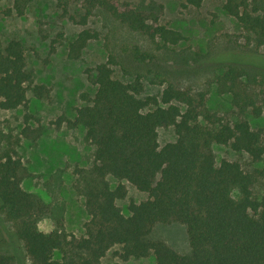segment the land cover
<instances>
[{
	"label": "trees",
	"instance_id": "1",
	"mask_svg": "<svg viewBox=\"0 0 264 264\" xmlns=\"http://www.w3.org/2000/svg\"><path fill=\"white\" fill-rule=\"evenodd\" d=\"M59 1L65 7L69 0ZM202 1L182 0L181 5L198 7ZM29 2L12 0L5 13L22 15ZM82 6L77 22L81 25L101 8L157 47L182 39L178 30L159 22L153 11L120 6L116 0H82ZM223 8L249 41L264 46V6L258 0H224ZM97 37L96 31H79L68 43V57L80 58L88 41ZM130 55L138 63L153 58L136 45ZM116 64L109 54L91 68L94 94H85L86 103L74 108L73 118L61 115L55 120L57 126L66 122L83 128L85 139L94 147L92 165L77 170L87 214L81 235L38 229L37 222L48 214L49 205L22 187L28 169L10 136L0 129V210L32 264H98L115 245L124 260L153 255L154 264H264V201L253 191L257 179L264 178V166L246 170L236 160L217 162L212 150L213 144H220L246 153L252 162L263 158L262 131L252 128L246 115L258 117L262 112L257 96H264V70L233 64L216 74V90L228 95L234 113L233 119H226L207 107L205 90L193 92L167 83L159 95L140 97L141 76L118 79L113 75ZM32 80L22 43L0 42V108L25 104ZM34 92L40 98L49 88L36 85ZM160 127H173L176 139L160 146ZM36 129L38 136L41 127ZM29 131L25 125L20 133L29 137ZM110 177L117 180L115 185ZM122 181L147 193L145 200L128 203L127 214L117 205L127 193ZM170 222L185 225L188 252L179 253L150 237L156 223ZM6 241L10 239L0 229V264H18L16 254L5 248Z\"/></svg>",
	"mask_w": 264,
	"mask_h": 264
},
{
	"label": "rangeland",
	"instance_id": "2",
	"mask_svg": "<svg viewBox=\"0 0 264 264\" xmlns=\"http://www.w3.org/2000/svg\"><path fill=\"white\" fill-rule=\"evenodd\" d=\"M120 6L153 11L159 22L178 30L182 39L174 45L157 47L143 34L128 29L101 8L79 22L83 14L82 0H69L65 7L59 0H30L22 15L5 13L12 0H0V42L19 40L25 51L26 68L33 75L28 86L25 104L15 109L0 108V129L10 136L18 155L26 165L29 176L22 187L38 194L49 205V212L37 222L43 232L55 228L79 236L87 220L83 197L77 181V170L89 168L94 147L85 139L81 127H69L66 122L57 126L55 120L63 115L73 118L74 108L86 103L85 94L92 96L96 89L93 71L96 64L109 54L117 60L114 77L131 81L139 74L143 82L140 97L159 95L167 83L193 92H208L206 105L226 119H233L229 97L216 90L214 77L226 66L239 65L246 70H264V46H255L237 20L223 8L224 0H203L198 7L181 5L182 0H116ZM264 6V0H258ZM87 28L98 33L88 41L78 59L68 57V43ZM138 46L152 54L151 61L138 63L130 55V48ZM158 75L159 77H156ZM161 75V76H160ZM163 78V83L157 82ZM45 85L47 95L37 97L34 86ZM262 107L258 117L246 115L252 128L262 131L264 144V96H257ZM29 126V137L21 129ZM41 127L37 136L36 128ZM36 136V137H35ZM34 137V138H33ZM176 139L173 127L158 128L160 146ZM215 160H236L246 170L264 166L263 158L252 162L243 152H235L226 145L213 144ZM112 185L117 180L109 178ZM125 198L117 205L127 214L130 201L139 202L147 193L137 190L127 181ZM254 194L264 201V178L253 186ZM0 229L10 239L5 242L9 253L16 254L18 264H32L23 243L10 233L13 226L0 210ZM152 239H159L179 253L189 251L186 227L179 222L156 223ZM120 247L112 246L98 264H154L153 255L124 260Z\"/></svg>",
	"mask_w": 264,
	"mask_h": 264
}]
</instances>
